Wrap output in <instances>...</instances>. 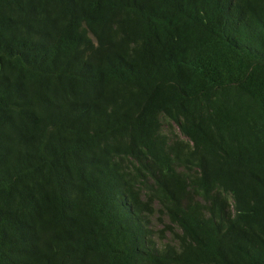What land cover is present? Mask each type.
Returning a JSON list of instances; mask_svg holds the SVG:
<instances>
[{"label": "trees", "instance_id": "1", "mask_svg": "<svg viewBox=\"0 0 264 264\" xmlns=\"http://www.w3.org/2000/svg\"><path fill=\"white\" fill-rule=\"evenodd\" d=\"M0 264H264V0H0Z\"/></svg>", "mask_w": 264, "mask_h": 264}]
</instances>
